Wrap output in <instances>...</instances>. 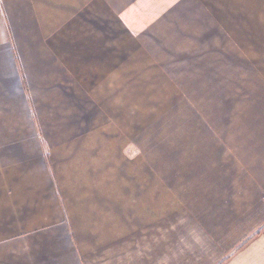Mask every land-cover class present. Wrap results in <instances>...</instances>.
Masks as SVG:
<instances>
[{"label": "crops", "instance_id": "1", "mask_svg": "<svg viewBox=\"0 0 264 264\" xmlns=\"http://www.w3.org/2000/svg\"><path fill=\"white\" fill-rule=\"evenodd\" d=\"M0 264H264V0H0Z\"/></svg>", "mask_w": 264, "mask_h": 264}, {"label": "rangeland", "instance_id": "2", "mask_svg": "<svg viewBox=\"0 0 264 264\" xmlns=\"http://www.w3.org/2000/svg\"><path fill=\"white\" fill-rule=\"evenodd\" d=\"M208 10L206 5H198L193 7L190 11L185 13H178L177 18L174 22H171L167 28V32H173L172 39L179 32H188L185 34V42L188 45L192 44H210L213 40L218 39V35L221 33L222 36L226 34L224 24L217 20L214 15ZM214 28H217L214 29ZM209 29H214L209 32ZM116 32H123L117 27ZM164 32V31H163ZM231 45V42L228 43Z\"/></svg>", "mask_w": 264, "mask_h": 264}]
</instances>
